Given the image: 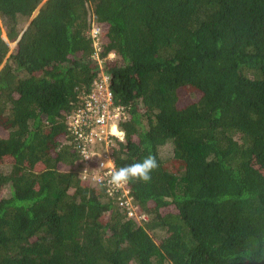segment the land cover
Returning <instances> with one entry per match:
<instances>
[{"label": "trees", "instance_id": "trees-1", "mask_svg": "<svg viewBox=\"0 0 264 264\" xmlns=\"http://www.w3.org/2000/svg\"><path fill=\"white\" fill-rule=\"evenodd\" d=\"M0 21L21 35L0 70V264H264V0H0ZM101 71L116 167L159 165L127 184L141 223L74 168L66 118Z\"/></svg>", "mask_w": 264, "mask_h": 264}, {"label": "built area", "instance_id": "built-area-1", "mask_svg": "<svg viewBox=\"0 0 264 264\" xmlns=\"http://www.w3.org/2000/svg\"><path fill=\"white\" fill-rule=\"evenodd\" d=\"M90 31L97 58L99 52L97 43L102 37L101 31L93 24ZM109 55L113 56L112 53ZM124 115V109L114 103L109 77L101 71L99 78L91 85L90 91L82 96L81 106L67 115L66 126L71 139L69 144L77 155L78 165L82 167L80 180L91 186H103L108 196L117 195L119 206L124 209L126 216L141 223L147 218L145 215H139L132 205L128 183L115 188L107 183L108 170L103 173L92 171L100 162V158L95 156L109 157L114 140L120 142L124 140L120 138L119 133L122 130L118 127V122ZM85 170L88 171L84 172Z\"/></svg>", "mask_w": 264, "mask_h": 264}, {"label": "clouds", "instance_id": "clouds-1", "mask_svg": "<svg viewBox=\"0 0 264 264\" xmlns=\"http://www.w3.org/2000/svg\"><path fill=\"white\" fill-rule=\"evenodd\" d=\"M119 135L120 138L123 139L125 133L121 131ZM95 157L100 158V162L97 168L92 171L103 173L105 170H108L107 183L115 188L126 185L131 180H138L145 183L149 182L152 179L151 173L159 167L156 157L151 154L144 157L141 161L119 168L116 167L115 161L110 156L104 158L101 157V155H98ZM86 171L88 170H85L84 172Z\"/></svg>", "mask_w": 264, "mask_h": 264}, {"label": "rangeland", "instance_id": "rangeland-1", "mask_svg": "<svg viewBox=\"0 0 264 264\" xmlns=\"http://www.w3.org/2000/svg\"><path fill=\"white\" fill-rule=\"evenodd\" d=\"M36 13V12H35ZM34 16V15H33ZM32 16V17H33ZM26 24H28V23H26ZM27 26V25H26ZM0 28H1V33H2V36H4L5 37V41L8 43V47H9V52H8V54H7V56L5 57V59L3 60V62H2V64L0 65V70L3 68V66L5 65V63H6V60H7V58L10 56V54L15 50V48H16V43H17V40L15 41V42H8L7 41V39H6V36H5V33H4V28H3V24H2V22L0 21ZM96 29V28H95ZM91 32V31H90ZM102 38V37H101ZM101 38L99 39V41H98V43H97V46H98V49L100 50V44L102 43L101 42ZM111 54V53H110ZM107 59H109V60H112V59H114V55L113 56H108L107 57ZM188 98H189V96L188 95H186V94H182L181 95V104H184L187 100H188ZM180 104V102H179V105H181ZM69 143V142H68ZM74 168H77L76 170V173L78 174V177H79V174L81 175V171H82V167L80 166V165H78V160L76 161V163H75V166H74ZM82 182H84V183H86L85 181H82ZM90 185V184H89ZM91 186V185H90ZM1 192V194L4 192V191H0Z\"/></svg>", "mask_w": 264, "mask_h": 264}, {"label": "water", "instance_id": "water-1", "mask_svg": "<svg viewBox=\"0 0 264 264\" xmlns=\"http://www.w3.org/2000/svg\"><path fill=\"white\" fill-rule=\"evenodd\" d=\"M36 13H34L33 15H35ZM20 37H21V35L19 36V39H20ZM2 38L5 40V37L4 36H2ZM18 39V40H19ZM18 40H17V42H18Z\"/></svg>", "mask_w": 264, "mask_h": 264}]
</instances>
